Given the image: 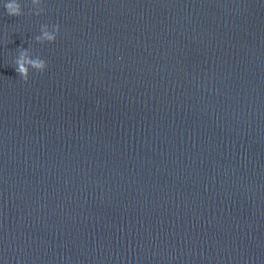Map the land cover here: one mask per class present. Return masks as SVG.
<instances>
[{"label": "water", "instance_id": "water-1", "mask_svg": "<svg viewBox=\"0 0 264 264\" xmlns=\"http://www.w3.org/2000/svg\"><path fill=\"white\" fill-rule=\"evenodd\" d=\"M22 6L0 5L2 264H264V0ZM21 49L47 69L21 79Z\"/></svg>", "mask_w": 264, "mask_h": 264}, {"label": "clouds", "instance_id": "clouds-1", "mask_svg": "<svg viewBox=\"0 0 264 264\" xmlns=\"http://www.w3.org/2000/svg\"><path fill=\"white\" fill-rule=\"evenodd\" d=\"M41 3L42 0H32L36 15H40L42 11ZM0 5H3L10 16L19 17L24 14L22 0H0ZM59 32L60 26L58 24L51 26L43 24L40 27L39 34L35 36V40L41 44L55 42ZM14 65L15 71L24 81L30 78L33 70L44 72L48 67L47 61L38 55H34L31 49H21L14 60ZM0 264H2V261H0Z\"/></svg>", "mask_w": 264, "mask_h": 264}]
</instances>
